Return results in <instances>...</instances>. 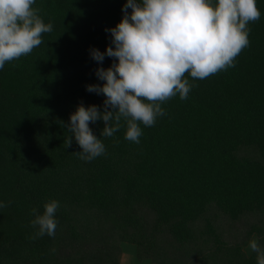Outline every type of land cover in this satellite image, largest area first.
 <instances>
[{
    "label": "trees",
    "instance_id": "16d2710c",
    "mask_svg": "<svg viewBox=\"0 0 264 264\" xmlns=\"http://www.w3.org/2000/svg\"><path fill=\"white\" fill-rule=\"evenodd\" d=\"M126 2L35 0L33 8L53 30L30 54L0 69V202L7 205L0 208V264H45L53 256L50 236L31 238L32 209L42 214L51 200L60 205L57 227L70 233L94 211L111 215L116 226L123 221L121 239L136 242L139 254L153 249V232L165 226L176 242L195 248L189 264H257L255 252L247 256L241 244L224 245L204 215L211 206L231 218L264 213V0H256L261 16L249 23V46L234 67L202 80L186 73L194 85L188 98L177 94L161 104L166 114L153 126L139 124V144L125 139L123 118L112 137L101 136L102 119L90 121L106 150L84 161L66 126L81 103L104 110V94L86 86L102 85L96 69L118 58L105 55L98 64L91 50L115 47L110 29L124 16ZM145 216L150 227L142 224ZM253 232L264 248L263 225L248 234ZM219 253L227 256L224 262L217 261ZM177 263L173 257L159 260Z\"/></svg>",
    "mask_w": 264,
    "mask_h": 264
},
{
    "label": "clouds",
    "instance_id": "9594fccd",
    "mask_svg": "<svg viewBox=\"0 0 264 264\" xmlns=\"http://www.w3.org/2000/svg\"><path fill=\"white\" fill-rule=\"evenodd\" d=\"M35 0H0V69L6 62L30 54L43 43V33L53 30L33 8ZM131 8V13H128ZM124 16L111 28L112 43L105 52L92 49V58L102 64L105 55L118 58L110 67H98L102 85L86 90L105 96L104 110L81 103L70 114L66 127L74 133L82 151L80 159L91 161L105 153V145L93 134L89 122L104 121L101 136L112 137L127 122L125 139L139 144L142 129L151 127L166 113L163 102L179 94L188 98L194 86L185 78L205 79L229 67L249 46L250 22L260 19L256 0H127ZM109 107L111 110H109ZM71 138L64 145L70 147ZM7 205L0 202V208ZM59 202L51 200L42 214L32 209V239L55 236ZM248 247L256 253L257 264H264V248L256 239ZM54 251V249H53Z\"/></svg>",
    "mask_w": 264,
    "mask_h": 264
},
{
    "label": "rangeland",
    "instance_id": "374dc122",
    "mask_svg": "<svg viewBox=\"0 0 264 264\" xmlns=\"http://www.w3.org/2000/svg\"><path fill=\"white\" fill-rule=\"evenodd\" d=\"M244 154L245 151L241 153ZM261 212H244L237 218H231L215 206H211L206 210L204 217H210L224 245L241 244L245 254L250 256L253 252L248 247L249 241L256 239L259 244L263 243L262 237L257 232L248 234L256 224L260 223L264 227V213ZM145 218L147 222L143 221V226L151 225V218L148 216ZM205 218L194 223V234H198L199 226ZM81 219H84V225L79 221L76 233L67 232L65 226L56 228L50 245L53 256L46 258L45 264H116V261L119 264H159V260L170 257L175 258L177 264H189L187 258L195 254V248H188L176 242L173 234L169 232L170 229L164 226L156 228L153 232L155 237L153 249L144 248L140 256L136 242L121 239L123 235L120 234L119 229L122 228L123 221H118L120 224L116 226L112 223L111 215L104 216L99 213L97 215L94 211H89L88 216H83ZM97 227L100 229V235L94 233ZM207 247L212 248V243L209 242ZM154 256L160 259L155 261ZM217 256V261L220 263L227 257L223 253Z\"/></svg>",
    "mask_w": 264,
    "mask_h": 264
}]
</instances>
